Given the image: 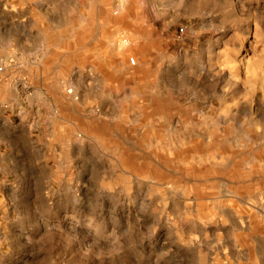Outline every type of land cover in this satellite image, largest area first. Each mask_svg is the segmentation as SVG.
Listing matches in <instances>:
<instances>
[{"label":"rangeland","instance_id":"374dc122","mask_svg":"<svg viewBox=\"0 0 264 264\" xmlns=\"http://www.w3.org/2000/svg\"><path fill=\"white\" fill-rule=\"evenodd\" d=\"M117 7L0 0V264H264V0Z\"/></svg>","mask_w":264,"mask_h":264},{"label":"clouds","instance_id":"9594fccd","mask_svg":"<svg viewBox=\"0 0 264 264\" xmlns=\"http://www.w3.org/2000/svg\"><path fill=\"white\" fill-rule=\"evenodd\" d=\"M126 0H118V7L115 9L116 14H119L121 11L125 10Z\"/></svg>","mask_w":264,"mask_h":264},{"label":"bare ground","instance_id":"6f19581e","mask_svg":"<svg viewBox=\"0 0 264 264\" xmlns=\"http://www.w3.org/2000/svg\"><path fill=\"white\" fill-rule=\"evenodd\" d=\"M124 48L125 47H123V45L120 47V49H119V51L120 52H122V51H124ZM136 62V61H135ZM118 66H119V68H120V70H122L123 72H125V70H126V66H125V64H123L121 61L119 62V64H118ZM121 66V67H120Z\"/></svg>","mask_w":264,"mask_h":264},{"label":"built area","instance_id":"2783aa9c","mask_svg":"<svg viewBox=\"0 0 264 264\" xmlns=\"http://www.w3.org/2000/svg\"><path fill=\"white\" fill-rule=\"evenodd\" d=\"M182 31H183V30H182ZM131 61H132V64L134 65V64H135V60H134V59H132Z\"/></svg>","mask_w":264,"mask_h":264}]
</instances>
